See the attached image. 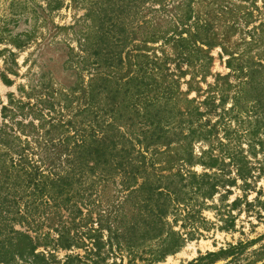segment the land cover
I'll return each instance as SVG.
<instances>
[{
  "label": "rangeland",
  "instance_id": "374dc122",
  "mask_svg": "<svg viewBox=\"0 0 264 264\" xmlns=\"http://www.w3.org/2000/svg\"><path fill=\"white\" fill-rule=\"evenodd\" d=\"M189 1L148 0L126 15L127 32L137 39L129 46L141 45L152 33L173 31L187 15ZM86 2L0 0V264H66L69 256L71 264H150L148 250L154 243L129 256L122 248L106 244L105 231L100 250L86 235L98 227L99 220L103 226L114 225L119 214L129 216L142 205L141 195L126 198L122 181L127 177L110 172L93 156L79 157L83 148L91 147L82 143L91 131L86 113L79 112L84 106L83 90L95 74L81 51ZM189 5L193 18L206 20L214 24L212 31L231 37L225 43L231 52L247 47L253 56L264 52V26L260 25H264V0H191ZM220 9L225 13L214 15ZM182 28L186 27H178L177 32ZM253 33L263 38L261 43H240ZM146 48L151 59L156 57L164 72L179 83L175 111L178 108L181 115L167 134L169 153L178 155H157L154 151L166 149L159 144L145 152L136 143L137 129L120 127L122 119L118 131L109 133L116 136L111 139L120 150L121 158L116 160L130 161L128 170L143 171L142 164L146 175L156 174L149 165L158 160H191L172 173L179 168L183 174H207L211 182H219L211 199L193 197L198 213L192 227L181 228L182 212L168 216L167 222L182 235L184 244L153 264H188L207 253H215L211 264H264V123L256 122L251 112L229 110L242 80L229 74L219 47L210 50V59L197 64L179 59L170 44ZM258 91L264 95L262 86L253 92ZM103 104L101 99L100 107ZM139 137L143 146L150 143L145 135ZM241 166L251 172L246 179L249 186L238 177ZM37 170L39 176L34 177ZM60 178L70 183L67 189H61ZM52 179L58 181L61 193L51 186L43 188ZM232 180L234 184L229 183ZM35 183H40L37 188ZM58 231L77 247L57 249ZM32 247L42 259L32 260L28 253ZM132 257L135 260L129 263Z\"/></svg>",
  "mask_w": 264,
  "mask_h": 264
},
{
  "label": "trees",
  "instance_id": "16d2710c",
  "mask_svg": "<svg viewBox=\"0 0 264 264\" xmlns=\"http://www.w3.org/2000/svg\"><path fill=\"white\" fill-rule=\"evenodd\" d=\"M72 1L79 5L85 0ZM147 2L148 0H87L86 2L88 5L85 7L83 16L86 22V31L82 35L81 51L86 55L83 58L84 63L93 68L95 74L89 80L87 89L83 90L84 106L79 112L86 113L87 127L91 131L89 140L85 139V142L82 141V143L84 146L91 147L83 148L79 157L93 156L94 161L99 160L109 166L110 172L119 173L123 178L127 177L122 181L123 187L128 192L126 198L134 195L142 197V205L136 212H131L129 216L127 213H123L121 216L119 214L116 224L110 226H103L99 220L97 228L88 230L87 238L94 239L92 246L100 250L101 246L105 244L102 240L103 231L107 233V245L110 247L116 245L117 248L128 252L129 256L139 248L151 246L154 243L153 249L148 250L149 258H147L148 263L153 264L162 262L167 256L175 254L184 244L182 235L175 232L172 225L167 222L168 216H174L177 213L179 215L182 212L183 224L181 228L192 227L194 225L192 219L198 213L194 209L195 203H192L193 197H199L202 200L211 199L219 187V182L218 180L211 182V178L207 174L188 173L186 175L181 173L179 168L182 165L191 164V160H176L175 163L173 160H158L160 163H150L149 165L156 174L147 175L145 174L147 168L142 164L143 171L140 170V167L128 170L127 166L130 161L116 160L115 157L121 158L120 150H118L117 141L111 139L116 136L109 133L118 131L117 123L122 119L120 127L126 125L132 131L137 129L136 143L141 145L145 152L148 151L150 145L159 144L166 149L161 152L154 151L157 155L168 157L178 155V152L169 153L171 140H167V134L181 115L178 108L175 111V104L181 94L179 83L164 72V68L158 64L155 56L151 59L146 53L149 48L146 47L149 44H170L176 56L189 64L202 63L210 59V50L219 47L226 57L225 66L229 70V74L242 80L231 99L229 110L235 112L239 109L240 111L236 113L246 115L251 112V116L258 118L256 121L258 123H264V95L262 91L257 93L253 91L256 92L259 86L264 88V52L253 56L249 54L248 47L239 52L228 50L225 43L231 37L229 35L220 36L211 30L214 24L193 18L189 5L191 0L187 5L189 7L187 15L173 31L161 35L152 33L141 41V45L129 46L137 39L132 32H127L124 17L131 14L130 12H137ZM218 13L224 14L225 12L221 9L218 12L215 10L214 15L217 16ZM191 19L193 22L188 24L192 21ZM178 27L186 28L177 32ZM248 39L246 41L242 38L240 43L255 45L261 43L263 38L253 33ZM128 46L131 48L128 49ZM124 66H126L125 71L121 73ZM255 80H257L256 85L253 86ZM101 99L104 103L103 107H100ZM248 103L253 104L247 108L245 105ZM149 108L155 110L150 111ZM125 111L130 113L129 116L126 117ZM147 133L148 135H146ZM141 135H145V140L148 139L150 143L143 146L144 140H140L139 137ZM1 138L4 141V137ZM108 138L110 139L107 142ZM53 147L56 148L58 145L54 144ZM21 152L22 150L18 154L19 156H21ZM62 154L68 155L67 153ZM60 156L61 154L58 155V160H60ZM140 156L144 158L143 154ZM82 158L80 159L83 160ZM113 159L116 161L110 166ZM177 164L180 165L177 166ZM155 165L159 167L155 168ZM175 167L179 168L175 173H172ZM10 168L14 167L10 165ZM142 172L144 176H140ZM237 172L245 186H249L246 182V179L251 175L249 169L241 166ZM30 174L25 172L27 177ZM37 174L38 170L34 172V177L39 176ZM56 182H58L56 179H52L49 181V185L43 188L51 186L57 190V193H61L63 189L70 186L66 178H60L59 182L63 187L60 191ZM229 183L234 184L235 181L232 180ZM39 184L35 183L33 188H37ZM180 207L182 208L180 209ZM173 219V222L176 223L178 217ZM55 244L57 249L63 250H70L73 246L77 247V243H67L64 234L59 231ZM44 246L47 248L46 244ZM35 251L36 247L30 248L28 251L32 260L42 259L39 255H43L35 254ZM214 256L215 253H207L204 257H199L188 264H211ZM67 260L66 264H71L72 257L69 256ZM134 260L135 258L132 257L129 263ZM204 260L209 261L201 263Z\"/></svg>",
  "mask_w": 264,
  "mask_h": 264
}]
</instances>
